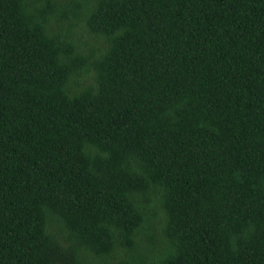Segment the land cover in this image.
<instances>
[{
  "label": "trees",
  "instance_id": "obj_1",
  "mask_svg": "<svg viewBox=\"0 0 264 264\" xmlns=\"http://www.w3.org/2000/svg\"><path fill=\"white\" fill-rule=\"evenodd\" d=\"M0 264H264V0H0Z\"/></svg>",
  "mask_w": 264,
  "mask_h": 264
}]
</instances>
